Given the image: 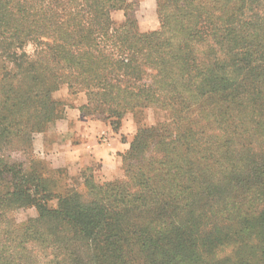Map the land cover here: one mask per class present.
I'll return each instance as SVG.
<instances>
[{"label":"trees","instance_id":"trees-1","mask_svg":"<svg viewBox=\"0 0 264 264\" xmlns=\"http://www.w3.org/2000/svg\"><path fill=\"white\" fill-rule=\"evenodd\" d=\"M126 8L0 0V143L30 147L63 84L114 131L164 116L137 126L111 181L60 190L44 176L62 168L0 157V264H264V0H155L145 32L114 22ZM29 201L37 216L15 222Z\"/></svg>","mask_w":264,"mask_h":264},{"label":"crops","instance_id":"crops-1","mask_svg":"<svg viewBox=\"0 0 264 264\" xmlns=\"http://www.w3.org/2000/svg\"><path fill=\"white\" fill-rule=\"evenodd\" d=\"M66 93L70 104L46 131L37 134L33 151L48 159L52 167L74 172L96 161L105 179L116 177L121 172L122 154L129 148L133 124L127 122L116 132L108 121L84 113L87 98L83 91L70 94L66 89Z\"/></svg>","mask_w":264,"mask_h":264},{"label":"rangeland","instance_id":"rangeland-1","mask_svg":"<svg viewBox=\"0 0 264 264\" xmlns=\"http://www.w3.org/2000/svg\"><path fill=\"white\" fill-rule=\"evenodd\" d=\"M129 4V8H126V13L123 9H118L112 12V18L116 24H123L128 21V19L134 24L136 29L140 32L156 30L159 27V20L155 8V0H127ZM26 52L32 53V47L27 45L25 47ZM66 89L70 94H73L71 90L68 88L66 84H63L57 89L52 96L60 101L64 108L66 109V105L70 104V98L66 95ZM81 91V90H80ZM79 92V91H77ZM84 92V91H83ZM76 93V92H75ZM92 117V115H90ZM155 117L159 119H164L162 113H158L155 115L153 108H145L143 111H138L136 114L133 112H127L123 119L121 120V125L117 131L120 130L123 124H133L134 130L131 134L130 139H132L134 133L137 130V126L144 124L145 126L152 125L155 121ZM51 123V122H50ZM48 123V125L50 124ZM48 125L44 129L46 131ZM143 126V125H142ZM42 131V132H44ZM116 131V132H117ZM41 132H37L33 136V140L36 138L37 134ZM0 157L7 161L8 163L21 164L24 165V168L31 166L33 162H36L41 157L38 156L37 153L33 151V142L30 147H26L23 149L17 148L15 145L11 143H0ZM44 159V163L47 164L48 167L51 166L50 162L46 158ZM32 162V163H31ZM0 163L3 164L1 161ZM50 165V166H49ZM26 166V167H25ZM100 164L96 161L91 162L90 164L80 168L75 169L74 172H69L67 168L64 167H55V168H62V172H46V177L49 182L57 183L60 190H63L64 186L68 187V184L73 183L76 184L77 182H81L82 178L81 175L86 173L90 175L95 181L99 183H103L106 181H111L116 178H120L123 176V159L121 161V172H117L118 174L116 177L111 179H105V175L102 172H99ZM68 183V184H67ZM71 186V185H69ZM3 186L0 185V189ZM82 189V185L78 187ZM58 192V191H57ZM48 206L55 207L56 200L51 199L47 202ZM8 209V215L11 216L15 220V222L23 223L30 218H34L37 216V207L33 204V201H29L25 206H19L17 203L10 204ZM227 254V253H225Z\"/></svg>","mask_w":264,"mask_h":264}]
</instances>
